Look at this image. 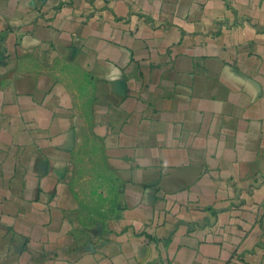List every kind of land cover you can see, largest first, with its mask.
I'll use <instances>...</instances> for the list:
<instances>
[{"label":"crops","instance_id":"0c3cea01","mask_svg":"<svg viewBox=\"0 0 264 264\" xmlns=\"http://www.w3.org/2000/svg\"><path fill=\"white\" fill-rule=\"evenodd\" d=\"M0 264H264V0H0Z\"/></svg>","mask_w":264,"mask_h":264}]
</instances>
